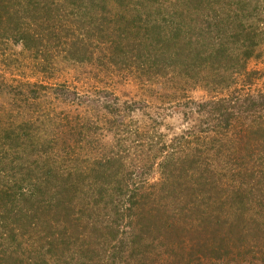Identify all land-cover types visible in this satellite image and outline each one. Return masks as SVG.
<instances>
[{"label": "trees", "instance_id": "1", "mask_svg": "<svg viewBox=\"0 0 264 264\" xmlns=\"http://www.w3.org/2000/svg\"><path fill=\"white\" fill-rule=\"evenodd\" d=\"M144 1L61 0V5L55 7L43 0H22L23 6L18 3L22 7L17 8L13 7L16 4L13 0H0V42L12 35L33 41L38 33L36 29L44 27L43 22L54 16L64 17L66 13L79 19V27L86 33L85 36L82 30L80 33L73 30L78 39L80 34L88 43L93 40L103 43L115 35L124 44L111 39L116 45L113 55H121L124 46L125 55L132 39L133 42L141 39L146 47L149 42L156 47H176L181 42L182 30L191 26L186 18L190 19L195 12L212 10V0H176L170 17L180 18L177 24L168 23L166 17V22L152 19L149 13L145 26L139 27L137 12ZM224 1L230 6L234 1L237 4L234 10H224L225 26L211 31L209 55L188 48V39L179 46L175 57L179 62L189 57V66L193 62L208 64L214 80L223 78V69L229 67L247 73L246 80H252L247 62L258 56L260 53L256 52L264 45V5L260 0ZM85 2L87 6L82 12ZM88 11L100 12L103 16L92 21ZM206 17L215 19L211 13ZM139 28L143 29L139 31ZM187 49L195 51L186 55ZM73 58L87 61L78 55ZM239 93L246 102L241 105L242 98L237 97V111H264V89L248 95ZM233 96L229 97V104L226 98L212 101L218 106L213 110L218 128L230 130L234 127L232 124L238 123L234 121V113L229 112L234 110ZM254 121L238 131V144L235 140L234 144L230 139L220 138V153L228 152L234 145L241 150L234 154L244 155L243 146L262 144L264 113ZM6 130L13 148L9 146L0 151V212L4 211L0 215V264H74L71 260L75 259L80 264H264V206L254 210L258 211L255 218L251 212L254 203L251 204L248 194L226 191L215 185L216 182L209 185L210 175L199 177L204 178V183L192 179L196 175L190 172L192 160L177 158L173 167L172 157L171 167L163 164V179L151 185L155 189L137 181L132 176L134 169L125 170L121 150L96 161L92 168H85L86 181L82 170L61 173L49 165L36 170L32 167L34 161L27 167L12 161L8 169L4 166L7 154L20 152L22 146L28 148L27 141L32 135L16 133V129L11 132L12 128ZM42 142L40 150L46 153L52 148L51 141ZM8 171H15L20 180L9 183ZM260 183L264 187L263 176ZM186 216H193L191 224H186ZM162 234L166 238L169 234V239L162 244L167 248L157 252L155 244ZM156 253L160 256L158 259Z\"/></svg>", "mask_w": 264, "mask_h": 264}, {"label": "rangeland", "instance_id": "2", "mask_svg": "<svg viewBox=\"0 0 264 264\" xmlns=\"http://www.w3.org/2000/svg\"><path fill=\"white\" fill-rule=\"evenodd\" d=\"M43 1L55 7L61 5V0ZM13 2L16 3L13 7L23 6L22 0ZM175 3L176 0L144 1L137 12L139 27L145 26L149 13L152 19L166 22V17L168 23L177 24L181 19L170 17ZM260 3L264 5V0ZM226 4L224 0H212L211 12L205 10L191 14V20L186 18L191 26L182 30L181 42L170 48L156 47L150 42L146 47L141 39L138 42L132 39L125 55V46L121 47V55H113L116 46L113 41L124 44L123 39L118 40L114 35L108 41L104 39L103 43L94 40L88 43L80 34L78 39L72 31H85L79 27V19L66 16V13L64 17L54 16L43 22L44 27L36 29L38 33L33 41H23L15 35L2 40L0 151L4 152L9 146L13 148L6 129L32 135L27 141L28 148L22 146L20 152L7 154L4 166L10 169V163L15 161L27 167L34 161L32 167L36 170L47 165L54 166L61 173L79 169L86 181L85 168H92L96 161L121 150L125 170L134 169L132 176L137 181L155 189L151 185L161 182L162 166H170L172 157L173 167L177 158L192 160L190 172L196 173L192 179L204 183L203 177L210 175L209 185L216 182L215 185L226 188V191L231 189L248 194L251 204L254 203L252 215L257 218L258 211L254 210L264 206V187L260 183L262 176L264 179V142L256 146L251 143L252 147L243 146L245 154L240 155L234 154L241 150L232 144L235 149L230 147L228 152L220 153L219 139H230L233 143L235 140L238 144V131L264 113L236 110L237 97L242 98L239 92L248 95L264 89V45L256 52L260 54L247 62L252 79L249 82L245 78L247 73L231 70L232 67L223 69L222 75L225 76L214 80L210 73L212 67L208 64L196 62L195 65L193 62L194 65L189 66V57L182 62L175 57L179 46L188 39V48L209 55L211 31L225 26L224 10H234L237 3ZM86 6L85 2L82 12ZM210 13L215 19L206 17ZM89 14L94 19L92 21L103 16L100 12L91 11ZM193 51L187 49L184 54ZM76 55L87 61L74 59ZM232 95H235L232 98L235 102L231 104L234 110L229 112L234 113V121L238 123L232 124L234 127L230 130L218 128L213 118V110L218 106L212 101L226 98L229 104ZM239 102L244 105L246 101L242 98ZM215 131L220 133L216 135ZM46 141H51L54 148L45 153L40 150L39 143ZM17 156L19 158H15ZM8 172L9 183L20 180L15 171ZM3 214L1 211L0 215ZM192 217L184 218L187 225L194 220ZM168 239L169 234L168 238L166 234L160 235L155 244L157 252L167 248L162 244ZM155 257L160 256L156 253ZM71 261L80 264L76 259Z\"/></svg>", "mask_w": 264, "mask_h": 264}]
</instances>
